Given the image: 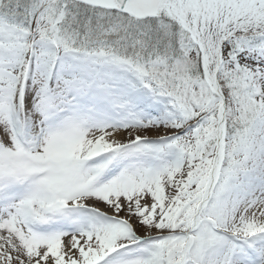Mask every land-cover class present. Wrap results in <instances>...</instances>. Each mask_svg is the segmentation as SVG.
<instances>
[{
	"label": "snow or ice",
	"instance_id": "obj_1",
	"mask_svg": "<svg viewBox=\"0 0 264 264\" xmlns=\"http://www.w3.org/2000/svg\"><path fill=\"white\" fill-rule=\"evenodd\" d=\"M0 264H264V0H0Z\"/></svg>",
	"mask_w": 264,
	"mask_h": 264
}]
</instances>
